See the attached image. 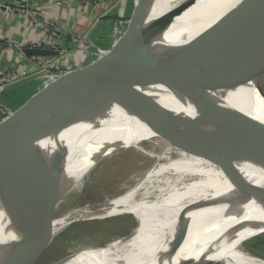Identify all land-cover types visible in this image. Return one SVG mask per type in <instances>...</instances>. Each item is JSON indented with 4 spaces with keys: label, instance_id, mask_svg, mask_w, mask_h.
I'll return each instance as SVG.
<instances>
[{
    "label": "bare ground",
    "instance_id": "bare-ground-1",
    "mask_svg": "<svg viewBox=\"0 0 264 264\" xmlns=\"http://www.w3.org/2000/svg\"><path fill=\"white\" fill-rule=\"evenodd\" d=\"M186 1L191 0H151L142 39L133 47H172L190 40L192 48L203 47L241 0H198L185 12L164 16L171 7ZM134 14V21L129 23L130 40L137 30ZM168 19L171 23L163 26L161 21ZM157 22L161 25L154 27ZM253 25L254 21L247 19L242 34ZM249 77L259 85L264 78V63L251 71ZM254 83L231 84L205 94L203 100L210 111L217 108L230 116L229 113L238 110L256 119L264 129V102L256 93ZM200 110L196 94L159 87L142 95L140 100L125 105L112 104L105 111L41 140L39 145L43 149L61 150L46 186L44 219L57 204H52L55 192L58 191L59 197L75 189L100 161L133 150L155 158V162L149 170L136 175L135 182L120 196L108 200L98 210L85 212L77 219L65 215L52 220L51 224L44 221L36 253H41L55 233L73 220L128 215L144 222L133 235L53 264H196L205 253L214 258L217 255L227 264H264V259L246 253L233 239L264 233V192L261 189L264 188V168L241 158L222 156L227 166L240 176L238 182L228 177L222 165L190 149L191 139L203 141L217 131L215 124H197L206 121ZM218 117L221 118L219 113ZM177 119L186 124V127L181 126L184 129L190 125L192 130L202 132H185L178 136L172 133L173 128L165 130L162 126L165 121ZM144 143L155 146L162 143L166 149L152 155L144 150ZM16 221L14 212L0 194V264L14 241Z\"/></svg>",
    "mask_w": 264,
    "mask_h": 264
},
{
    "label": "water",
    "instance_id": "water-1",
    "mask_svg": "<svg viewBox=\"0 0 264 264\" xmlns=\"http://www.w3.org/2000/svg\"><path fill=\"white\" fill-rule=\"evenodd\" d=\"M150 3L151 0H139L134 10L137 30L133 40H130L129 25L110 52L91 64L49 80L41 91L0 123V194L17 218L14 241L2 264H34L43 252L36 253L42 224L52 222V214L44 219L46 186L61 150L47 151L39 142L105 111L112 104L125 105L140 100L155 88L181 89L196 94L200 112L206 118L197 124H215L217 131L203 141L191 139L188 146L222 165L230 179L240 182V176L227 166L222 156L241 158L264 168V129L260 123L238 110H233L230 116L217 108L210 111L203 100L205 94L228 85L254 83L249 73L264 63V0L239 1L203 47L192 48L190 40L172 47L134 48L142 39ZM247 19L253 20L254 25L242 34ZM132 21L134 16L131 15L128 24ZM161 22L163 26L171 23L170 19ZM84 52L97 53L98 50L86 47ZM22 53L43 58L61 55L59 51L40 48H25ZM254 87L264 101L260 84L254 83ZM174 122L177 125H172ZM162 126L165 130L173 128L172 133L178 136L185 132H202H196V127L192 130L190 125L184 129L186 124L180 119L165 121ZM261 189L264 192V188ZM57 199L58 191L52 204Z\"/></svg>",
    "mask_w": 264,
    "mask_h": 264
},
{
    "label": "rangeland",
    "instance_id": "rangeland-1",
    "mask_svg": "<svg viewBox=\"0 0 264 264\" xmlns=\"http://www.w3.org/2000/svg\"><path fill=\"white\" fill-rule=\"evenodd\" d=\"M129 1L132 3V6H134L137 0ZM197 1L198 0L186 1L184 4L173 6L164 16L185 12ZM203 1L210 2L212 0ZM112 2L117 5H122V9H119V11L124 13L127 0H112ZM123 13L119 12L120 17H122ZM129 19L130 17H127L124 22L128 23ZM114 39H112V42H107L106 40V43L102 46L90 42L85 38L79 39V42L76 44L77 46L84 49H86V47H96L98 52H84L77 66H86L102 58L119 43L118 41L120 38ZM64 50L65 49L60 46L53 49L52 51H59L61 55L50 59H52V61L62 60V58L67 55ZM87 57H89L88 60H86ZM71 69L73 68L66 67L62 68L60 72L57 70V76H61ZM57 71L53 70V72ZM38 73L40 74L39 71ZM26 78L28 77H19L15 82H19L21 79L23 80ZM41 78L44 79L42 76ZM45 82L47 83L48 80H45ZM46 83L43 84V88L46 86ZM260 86L264 93V78L261 80ZM22 92L23 90H21L20 93ZM259 101L261 102V100ZM260 104H262V102ZM13 113L14 112L9 111L6 107L0 105V123L9 118ZM144 144V150L152 155L161 154L166 149L165 145L162 143L156 145L157 148L155 144ZM150 157L151 156L145 153L139 154L133 150H127L100 161L79 184L80 187L77 186L71 191L60 194L61 196L57 199V204L52 212L51 219L56 220L65 215H68L71 219H77L79 215H84L85 212H94L98 210L99 207L104 205L108 200L120 196L125 191V188L133 183L136 175L151 168L152 164L155 162V158ZM70 223L55 233L45 245L42 254L37 258L34 264H53L70 256L103 248L110 243L133 235L144 225L142 220L137 219V221H135L133 217L128 215L93 216L86 219L73 220ZM233 239H236V242L240 244L241 248L246 253L264 259V233L254 237ZM207 255L206 253L203 254L197 259L198 263L196 264H227L224 261L225 259L217 255H215V258Z\"/></svg>",
    "mask_w": 264,
    "mask_h": 264
},
{
    "label": "crops",
    "instance_id": "crops-1",
    "mask_svg": "<svg viewBox=\"0 0 264 264\" xmlns=\"http://www.w3.org/2000/svg\"><path fill=\"white\" fill-rule=\"evenodd\" d=\"M126 4L123 13L119 11L122 5L106 0H32L27 7H22L19 0H0V78L15 73L19 65L24 67L28 77L6 84L4 92L0 93V105L16 112L46 83L38 73V57L24 55L22 50L42 45L51 37L44 34L28 13L40 23L46 22L51 31L59 34L58 46L67 54L57 61L63 64L61 68H76L83 57V48L75 45L73 40L85 38L102 46L106 40L112 42L114 38H122L129 27L124 20L133 15L136 2L132 6L127 0ZM119 12L123 13L122 17Z\"/></svg>",
    "mask_w": 264,
    "mask_h": 264
},
{
    "label": "built area",
    "instance_id": "built-area-1",
    "mask_svg": "<svg viewBox=\"0 0 264 264\" xmlns=\"http://www.w3.org/2000/svg\"><path fill=\"white\" fill-rule=\"evenodd\" d=\"M31 1L32 0H19V2L21 3L22 7H27L31 3ZM97 1H101V0H97ZM106 1H110L111 2L112 0H106ZM61 2H58L57 5L61 6ZM0 7H1V5H0ZM9 12H11V11H9ZM19 12L20 13H25V11H22V10H20ZM28 14H29L28 17H30L34 23L38 24L41 27V29L43 30L44 34L47 33L51 37L50 41L43 42V44L39 45V46H33V48L48 49V50L56 49L58 47V45H59L58 44V42L60 40L59 34L57 32L51 31V29H49L48 24H46V22L40 23L39 21H37L34 18V16L32 14H30V13H28ZM78 42H79V39H74L73 40V43L75 45ZM37 59H38L37 60V67L39 69L40 75L45 80L49 81V80H52V79L56 78L57 77V73H58L57 70H59V72H60V70H62V68H61L63 66L62 63H58L57 61L53 62L52 59H50V58L38 57ZM53 70H55L57 72H53ZM26 75H27V73L24 70V67L22 65H19L16 68L15 73H7L5 75H2L1 78H0V93L4 90V88L6 87V84L15 82L19 77H24L25 78Z\"/></svg>",
    "mask_w": 264,
    "mask_h": 264
}]
</instances>
